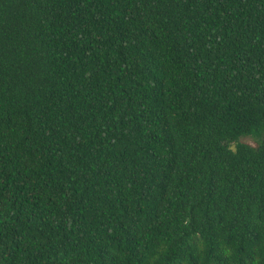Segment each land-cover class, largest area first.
Returning <instances> with one entry per match:
<instances>
[{"label": "trees", "instance_id": "16d2710c", "mask_svg": "<svg viewBox=\"0 0 264 264\" xmlns=\"http://www.w3.org/2000/svg\"><path fill=\"white\" fill-rule=\"evenodd\" d=\"M0 264H264V0H0Z\"/></svg>", "mask_w": 264, "mask_h": 264}, {"label": "rangeland", "instance_id": "374dc122", "mask_svg": "<svg viewBox=\"0 0 264 264\" xmlns=\"http://www.w3.org/2000/svg\"><path fill=\"white\" fill-rule=\"evenodd\" d=\"M241 141L247 144H251V145L256 144L255 140L251 137L242 138Z\"/></svg>", "mask_w": 264, "mask_h": 264}]
</instances>
